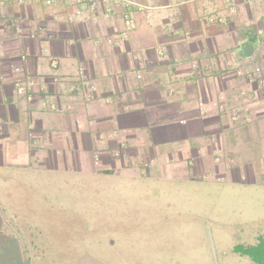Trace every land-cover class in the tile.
<instances>
[{"label":"crops","instance_id":"obj_1","mask_svg":"<svg viewBox=\"0 0 264 264\" xmlns=\"http://www.w3.org/2000/svg\"><path fill=\"white\" fill-rule=\"evenodd\" d=\"M257 68L264 0H0V166L264 148Z\"/></svg>","mask_w":264,"mask_h":264},{"label":"rangeland","instance_id":"obj_2","mask_svg":"<svg viewBox=\"0 0 264 264\" xmlns=\"http://www.w3.org/2000/svg\"><path fill=\"white\" fill-rule=\"evenodd\" d=\"M245 139L159 155L125 142L120 167L96 152L80 168L0 166V264H255L232 251L264 235V148Z\"/></svg>","mask_w":264,"mask_h":264},{"label":"trees","instance_id":"obj_3","mask_svg":"<svg viewBox=\"0 0 264 264\" xmlns=\"http://www.w3.org/2000/svg\"><path fill=\"white\" fill-rule=\"evenodd\" d=\"M233 253L247 256L255 264H264V235H259L256 242L252 244H235Z\"/></svg>","mask_w":264,"mask_h":264},{"label":"built area","instance_id":"obj_4","mask_svg":"<svg viewBox=\"0 0 264 264\" xmlns=\"http://www.w3.org/2000/svg\"><path fill=\"white\" fill-rule=\"evenodd\" d=\"M53 0H46V2L48 4H50ZM208 20L209 21H219L221 22L222 21V18L220 17H214V16H208ZM256 71L258 72V75L256 76L257 77V83L259 85V89H260V96L261 98L263 99L264 101V74L260 72V69L257 68ZM116 155H118V153H116ZM125 156V155H124Z\"/></svg>","mask_w":264,"mask_h":264},{"label":"water","instance_id":"obj_5","mask_svg":"<svg viewBox=\"0 0 264 264\" xmlns=\"http://www.w3.org/2000/svg\"><path fill=\"white\" fill-rule=\"evenodd\" d=\"M244 52H245L246 55L250 56L251 53H252V48L251 47H246Z\"/></svg>","mask_w":264,"mask_h":264}]
</instances>
